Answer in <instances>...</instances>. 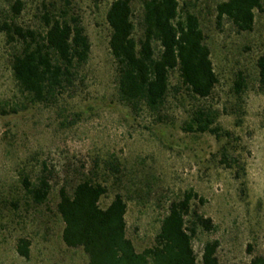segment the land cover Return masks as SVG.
I'll list each match as a JSON object with an SVG mask.
<instances>
[{
    "label": "rangeland",
    "instance_id": "obj_1",
    "mask_svg": "<svg viewBox=\"0 0 264 264\" xmlns=\"http://www.w3.org/2000/svg\"><path fill=\"white\" fill-rule=\"evenodd\" d=\"M0 0V27L14 22L43 33L45 10L76 17L91 48L74 85L56 101L32 104L15 81L11 60L21 50L0 28V264H88L81 248H68L56 212L58 190L80 179L107 186L105 208L116 194L127 203L126 235L137 252L154 243L169 203L193 190L203 199L193 206L213 229L198 227L192 247L200 264L203 247L217 241L219 264H247L264 252V87L256 61L264 54V8L255 11L253 29L237 32L217 22L215 7L226 0H179L198 17L218 77L207 99L181 87L170 73L165 102L152 111H133L119 100L117 72L105 20L113 0ZM134 37H141L142 0L132 4ZM241 77L244 89L236 93ZM202 109L218 115V137L187 132L186 123ZM49 179L45 203L34 204L23 185ZM30 241L29 258L16 250Z\"/></svg>",
    "mask_w": 264,
    "mask_h": 264
},
{
    "label": "trees",
    "instance_id": "obj_2",
    "mask_svg": "<svg viewBox=\"0 0 264 264\" xmlns=\"http://www.w3.org/2000/svg\"><path fill=\"white\" fill-rule=\"evenodd\" d=\"M46 9V2L39 0ZM71 0H64L65 7ZM134 0H113L105 14L110 30L108 47L117 72L119 100L133 111L146 106L156 111L163 105L169 90L170 73L188 93L200 99L209 98L218 83L210 50L198 17L180 7L179 0H142L141 37H134L132 4ZM17 0L12 9L21 11ZM264 0H226L215 7L216 20L229 21L237 32L253 29L255 11H262ZM44 31L36 32L14 22H4L1 30L10 42H18L21 50L11 60V70L19 89L32 104L56 101L74 85L78 71L87 62L90 42L76 17L56 16L45 10ZM258 81L264 87V54L256 61ZM241 94L244 82H235ZM218 115L202 109L192 114L184 130L208 132L216 137ZM23 185L34 204L45 203L51 190L49 179L42 175L35 184L25 177ZM107 186L91 178L77 181L68 190L61 186L56 212L63 222L61 239L68 248H81L88 264H197L192 239L198 227L213 229L211 220L199 213L193 202L203 199L193 190L184 191L172 200L152 246L137 252L126 235L127 203L116 194L110 204L100 206ZM264 245V237H263ZM30 241L20 238L17 253L29 258ZM217 241L207 242L200 264H219ZM236 264V263H234ZM247 264H264V252Z\"/></svg>",
    "mask_w": 264,
    "mask_h": 264
}]
</instances>
